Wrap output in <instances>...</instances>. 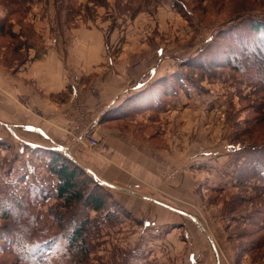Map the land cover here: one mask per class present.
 Here are the masks:
<instances>
[{
    "label": "rangeland",
    "instance_id": "obj_1",
    "mask_svg": "<svg viewBox=\"0 0 264 264\" xmlns=\"http://www.w3.org/2000/svg\"><path fill=\"white\" fill-rule=\"evenodd\" d=\"M256 20L264 21V0H0V77L8 82L32 75L36 58L52 47L62 48L64 56L72 48L74 62L103 50L98 67L76 70L80 86L64 108L67 115L79 119L86 112L90 85L109 71L106 59L123 82L138 78L143 66H156L144 91L119 99L117 116L104 115L93 131L76 123L68 130L74 153L56 152L98 183L94 177L121 173L119 157L101 151L102 142L123 143L132 148L133 162L146 165V182L160 179L153 190H140L195 219L178 215L155 231L143 230L120 201L124 193L99 183L102 209H66L54 197L49 150L0 136V264L17 258L3 242H26L29 252L32 245L43 249L40 242H56L47 261L20 256L17 264H65V225L83 216L89 221L84 264H145L143 249L136 252L134 245L158 239L160 247L148 249L156 250V259L146 264H188V253L193 264H264V173L260 167L244 171L245 155L255 159L264 148V51L257 62L251 46L256 38L262 44L264 34L251 30ZM222 52L236 60L225 62ZM19 96L0 82L6 103L24 105ZM87 132L96 146L76 142ZM132 169L122 168L129 174ZM217 174L227 181L214 190L207 181ZM173 179L183 181L184 189Z\"/></svg>",
    "mask_w": 264,
    "mask_h": 264
},
{
    "label": "crops",
    "instance_id": "obj_2",
    "mask_svg": "<svg viewBox=\"0 0 264 264\" xmlns=\"http://www.w3.org/2000/svg\"><path fill=\"white\" fill-rule=\"evenodd\" d=\"M90 48L92 47H88V49ZM96 48L98 50L100 49L98 47ZM61 49L52 47L49 52L36 58L37 60L31 69L32 75L28 74L26 78L19 75L17 81L9 80L8 82V79L1 74V84L12 86L16 93L20 94L19 97L22 100V104H26L25 106L19 105L15 107L11 103H6L3 97H0V136L4 141L9 143L20 141L42 150H69L74 153L76 149L73 147L74 145H70L67 142L68 138L66 135L75 123L78 124V129L82 128L89 131L92 129L91 131H93L104 115L111 117L117 116L116 109L120 108L119 99L125 95L130 97L131 95L134 96L136 93L138 95L144 91L147 84L151 81V77L154 75L153 71L156 72V66H152V64L149 67L143 66L146 69H144V72L138 78L129 77L123 82L119 73L115 72L116 69H114L115 66L112 64V61L106 59L104 63L106 67H109V71L103 75L104 81H98L90 85L89 92L87 93L88 105L86 106V112H82L83 115L78 119L74 114L67 115L64 113V108L69 106L70 100L73 99L76 90L80 86L76 70H88V67L92 66L90 63L98 67L99 63L101 64L103 62L104 54L103 50H100L91 58L86 57L85 60L80 59L74 62L71 52L73 49H64L66 52L65 56L63 49L62 51ZM61 55L64 57H61ZM80 61L82 62L79 63ZM112 72L116 74L114 75ZM105 76H107V79H105ZM55 95L57 99L54 101L52 96ZM117 105L118 107H116ZM99 107L101 108L99 109ZM25 108H29L27 109L28 112H25ZM83 135L79 134L76 137V142ZM107 140L102 142L101 151H110L109 153L119 157L116 167H118L121 173L112 178H101L117 187L130 189V191L128 189H124L126 191H120L124 193L120 201L130 206L129 209L135 219L142 221L141 225L143 230L149 228V230L155 231L161 228L162 225H167L169 221L178 215L186 216L192 220L194 219V217L186 214L179 208L158 200L149 193L142 192L143 190L140 189L144 188V186L153 190V187L160 184V179L155 175L150 179V182H146L145 177L143 178V169L146 165L138 161H132V148L127 147L123 143ZM99 156L102 157V155ZM128 166L134 168L132 169V174L136 170L139 176H133L122 170L123 167ZM96 175H98L97 172ZM222 177L220 174L215 175L207 181L208 186H211L214 190L222 188L223 184H226L227 181L223 180ZM173 181L179 190L184 189L183 181L179 180L177 182L176 179H173ZM163 184L164 188L170 187L168 181ZM154 210L156 211L154 212ZM207 240V242H212L211 238ZM162 243L159 239L157 242H144V240H140L134 246H136V252L137 249H143L144 256H142L144 259L142 261L146 264V261H151L150 263H152V258L153 260L156 259V256H154L156 250L154 253L149 254L148 249L151 250L152 247L159 248ZM182 243L184 242L175 244L181 245ZM137 256L132 253V260L134 258L136 259ZM182 257H180V260ZM186 261L188 264H193L195 261L194 254L188 253L186 255ZM136 262L139 264V260L132 261L133 264Z\"/></svg>",
    "mask_w": 264,
    "mask_h": 264
},
{
    "label": "trees",
    "instance_id": "obj_3",
    "mask_svg": "<svg viewBox=\"0 0 264 264\" xmlns=\"http://www.w3.org/2000/svg\"><path fill=\"white\" fill-rule=\"evenodd\" d=\"M251 30L254 32V35L259 36L262 33L264 34V21L256 20L250 24ZM255 36V37H257ZM264 41V39H263ZM253 54H256V61L261 62L263 60V55L259 51H264V42H259L256 38L251 44ZM222 58H225V62L236 60V57L233 53H221ZM221 63V62H220ZM211 67H214L213 65ZM51 157L48 163V171L56 178L54 184V197L57 200H61L66 209L75 206L76 204H81L83 206H88L93 210L102 209L106 200L101 193V186L95 182L93 179L85 176V173L75 164L71 163L63 155H59V152L49 151ZM245 155L246 163H244V171L259 170L257 167H260L259 171L264 173V148L260 156H257L255 159H250L251 157ZM83 177V178H82ZM91 185V188L89 187ZM56 215V213H55ZM60 217V216H56ZM62 226V220H59ZM66 224V223H65ZM89 225L88 219L83 216L80 217L74 224H66L69 229L64 235L65 245L63 252L60 253V260L65 264H84V259L87 253V244L84 239V233ZM64 226V225H63ZM62 226V227H63ZM56 242H40V247L43 248L38 250L37 245H32L29 249L26 242H3V245H6L7 249L11 251L17 258L14 260L13 264H17L19 257L24 256L27 260L31 256L32 259L36 262L47 261V258L52 255L53 245Z\"/></svg>",
    "mask_w": 264,
    "mask_h": 264
},
{
    "label": "built area",
    "instance_id": "obj_4",
    "mask_svg": "<svg viewBox=\"0 0 264 264\" xmlns=\"http://www.w3.org/2000/svg\"><path fill=\"white\" fill-rule=\"evenodd\" d=\"M83 140L87 141L91 146H96L97 145V140L96 138L94 137V134L93 133H85L82 137Z\"/></svg>",
    "mask_w": 264,
    "mask_h": 264
},
{
    "label": "water",
    "instance_id": "obj_5",
    "mask_svg": "<svg viewBox=\"0 0 264 264\" xmlns=\"http://www.w3.org/2000/svg\"><path fill=\"white\" fill-rule=\"evenodd\" d=\"M94 178H95V180H97L98 183H99L100 185H102V186H106V187H109V188H113V189H116V190H118V191H126V190H124V189H122V188H120V187H117V186H115V185H113V184H110V183H108V182H106V181H104V180H100V179H98V178H96V177H94Z\"/></svg>",
    "mask_w": 264,
    "mask_h": 264
}]
</instances>
